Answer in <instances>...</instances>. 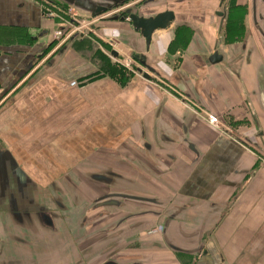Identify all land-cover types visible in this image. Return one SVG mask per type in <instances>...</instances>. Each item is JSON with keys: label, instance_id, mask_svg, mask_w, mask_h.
Returning a JSON list of instances; mask_svg holds the SVG:
<instances>
[{"label": "flooded vegetation", "instance_id": "1", "mask_svg": "<svg viewBox=\"0 0 264 264\" xmlns=\"http://www.w3.org/2000/svg\"><path fill=\"white\" fill-rule=\"evenodd\" d=\"M50 1L76 12L78 22L76 16L93 18L91 13L98 6H110L113 11L129 6L133 11L146 0ZM162 3L165 7L176 6L172 7L174 24L162 31L166 48L154 34L149 48L145 49L146 39L132 27V36L125 47L132 57L121 65L120 56L111 55L113 50L120 51L114 39L102 40V34L91 30L88 37L100 48L96 44L89 48L101 54V61L99 70L87 75L86 80L102 77L120 67L129 71L132 78L139 77L136 72L140 63L136 58L144 59L155 70L151 72L154 82L163 83L166 91L178 100L182 119H188L191 114L218 135L219 140L212 147L220 146L226 151L218 156L215 167L221 175L220 184L241 191L247 182L227 184L228 178L247 174V180L252 179L257 174L255 165L264 163V130L261 113L255 106L258 101L264 109V0H162ZM77 4L83 7L76 8ZM107 14L111 13L100 16L104 18L100 22H106ZM128 21L131 22L130 18ZM68 42L69 39L54 56ZM56 45L57 42L52 48ZM44 66L34 69L32 63L20 75L34 69L30 79L39 78ZM206 82L210 87H206ZM217 98L224 100V108L218 105ZM234 99L240 101L236 106L231 103ZM235 109L243 115L235 116ZM181 130L182 135L176 139L195 153V162L203 159L198 144L189 137L187 123L181 125ZM87 133L83 132L82 137H55L47 146L57 154L70 155L84 142L94 143L104 137L90 130ZM86 135L87 141L80 142ZM115 136L125 137L122 133ZM127 137L130 145L116 144L115 152L104 148L97 153L91 151L83 166L72 167L68 159L64 164L51 162L48 168L25 160L14 140L0 138V264H137L132 260V246L151 244L138 240L142 230H160V243L153 245L183 249L178 246L186 236L181 231L182 212L194 203L178 206L177 198L151 197L150 190L173 185L168 175L189 173L192 166L185 165L173 151L166 154L165 143L157 142L154 146L143 141V136L132 144V131ZM233 145L242 150L241 154L251 157L253 170L249 172L238 166V159L230 156L232 150H237ZM41 153L47 158L46 147L41 148ZM154 153H162L171 165H165ZM39 172L44 176H38ZM68 196L78 202L77 209L65 205ZM28 197L32 201L26 203ZM99 209L102 211L98 212ZM143 215L154 217L140 221ZM174 228L176 232L169 233L166 240V233ZM204 251L201 254L207 255V250ZM188 261L197 264L196 256H190Z\"/></svg>", "mask_w": 264, "mask_h": 264}, {"label": "crops", "instance_id": "2", "mask_svg": "<svg viewBox=\"0 0 264 264\" xmlns=\"http://www.w3.org/2000/svg\"><path fill=\"white\" fill-rule=\"evenodd\" d=\"M42 3L43 0H0V138L14 140L21 147L25 160H32L35 165L44 168L50 167L54 161L67 163L68 159L72 167L83 166V160L91 151L97 153L104 148L115 152L116 144L130 145L127 136L131 131L132 144L143 136V141L154 146L157 142L165 143L166 154L175 152L185 165L192 166V170L169 174L173 185L162 189L151 188L150 196L177 198L178 206L194 203L182 212L184 226L181 231L186 236L178 246L183 249L153 245L160 243V230H142L138 233V240L150 241L151 244L132 246V260L142 264H188L190 256H196L197 264H264V163L255 165L257 174L252 179L247 180V174H233L228 178L227 184L247 182L241 191L235 186H222L221 175L215 167L218 166V156L226 154V151L220 146L212 147L219 140L218 135L191 114L183 120L178 100L166 91L163 83L128 77L126 69L124 73L116 70L86 80L87 75L99 70L98 62L101 61V54L89 48L91 44H96L88 37L90 35L72 41L62 55L48 66L55 52L74 32L54 48H49L57 37L56 31L61 29V20L47 16ZM107 24L100 38H113L122 46L120 52L125 59L121 62L125 63L130 54L125 47L132 36V26L120 20ZM120 28L123 30L119 31ZM155 34L166 48L165 35L162 32ZM32 63L34 69L47 64L43 68L44 73L32 79L34 69L20 75V72H27ZM73 81L77 85H72ZM15 84V88L7 93ZM209 85L206 82V87ZM217 102L224 108L222 98H217ZM239 102L235 99L231 101L233 106ZM255 106L261 113L260 122L264 130V109L260 108L258 101ZM233 114L241 117L243 112L235 109ZM183 123H187L189 137L198 144L202 155L203 159L197 162L195 153L187 144L176 139V136L182 135ZM88 130L104 137L94 143L88 140L87 143L84 142L87 141L86 135L80 141L84 145L80 143V148L70 155L57 154L47 146L55 137H82L83 132L88 134ZM118 133L125 137L117 138L115 134ZM234 145L233 148L236 147ZM42 147L48 151L47 158L41 153ZM235 149L230 156L238 159V166L249 172L253 170L251 157L241 154L239 148ZM154 155L165 165H171L162 153L163 156ZM27 163L30 164L29 161ZM38 176L43 177L44 174L39 172ZM64 202L74 209L78 208V202L70 196ZM152 217L143 215L140 221ZM175 232L174 228L166 233L165 239L168 240L169 233ZM201 239L205 244L200 255L187 254L199 248ZM204 250H207V255L201 254Z\"/></svg>", "mask_w": 264, "mask_h": 264}, {"label": "water", "instance_id": "3", "mask_svg": "<svg viewBox=\"0 0 264 264\" xmlns=\"http://www.w3.org/2000/svg\"><path fill=\"white\" fill-rule=\"evenodd\" d=\"M70 2V1H69ZM175 2V0H174ZM72 4V2H70ZM86 4V3H85ZM76 8H80L83 7L82 5H75ZM119 7V6H116ZM172 7H176L175 5L173 6H169V7H165L162 3V0H146L144 3L141 4V6H138V8H136L135 10L133 9V11L131 10V7H127L124 8L122 10V12H118L116 14H113L112 16H108L107 17V21L102 23L99 22L97 24H94L93 27L95 29H99V28H106L107 26V22L110 21H118V20H128L130 18L131 20V26L134 28L133 30L136 31H140L142 36L146 39V46L145 49L149 48V44L151 42V38L153 37V35L156 32H162L164 30L169 29L175 21V14H174V10L172 9ZM87 10V9H86ZM113 8L112 7H102V6H98V8L96 10H93V12L91 13V16L93 18H98L100 16H102L105 13H109L112 12ZM136 11V12H134ZM133 12V13H132ZM63 29V28H62ZM68 29H65L64 32H67ZM102 30H98V33L101 35H103V32H101ZM91 33V29H85L83 32H74L71 37L69 38V42L70 41H75L77 38L79 37H84V35H88ZM63 36H60V39H62ZM65 44L58 52V54L56 56H54V58H52L49 64H53L54 61L62 55V53L66 50V48L68 47V45L70 43ZM56 42H52L49 46V48L53 47L54 44ZM117 43V42H116ZM118 49H122V46H119V44H115ZM121 51V50H120ZM118 50H113L112 51V56L114 58L118 57V56H124L122 54V52H120ZM144 52H146V50H144ZM128 56L132 57V54H128ZM145 58V56H144ZM138 59L140 66H138V71L136 72V74L144 81H152L154 82V76L153 74H151V72H154L155 70L150 67L144 59ZM45 66L47 67V64H45ZM44 66V67H45ZM8 158V157H5ZM10 158V157H9ZM27 182V180H26ZM37 197V201H38V196ZM40 199V198H39ZM28 200H31L29 197L28 199L26 198V203ZM34 201V200H33ZM209 236V235H208ZM207 238H210L208 237ZM203 238V236H202ZM205 242H203V240L201 239L200 244H199V248L195 251H192L190 253L187 254H199L202 247L204 246ZM110 264H114V263H110ZM137 264H142V263H137Z\"/></svg>", "mask_w": 264, "mask_h": 264}, {"label": "rangeland", "instance_id": "4", "mask_svg": "<svg viewBox=\"0 0 264 264\" xmlns=\"http://www.w3.org/2000/svg\"><path fill=\"white\" fill-rule=\"evenodd\" d=\"M127 7H129V6H124V7H122V8H119V9H116V10H114V11H112V12H109V13H111V14H107V17L108 16H112L113 14H116V13H118V12H122V10L124 9V8H127ZM70 13V15H72V16H74L75 17V14H76V12H74V11H70L69 12ZM107 17H106V19H107ZM76 18L78 19V22H73V24L72 25H70V26H65V28L64 29H62V31L60 32V36H63V40L65 39L64 37H67L70 33H73V32H83L85 29H91V30H93V31H95V33H97V34H99L98 33V30L100 29V30H103L102 28H99V29H95L94 27H93V25L94 24H97V23H99L100 21H102V20H104V18L103 17H99V18H97V19H95V18H90V17H78V16H76ZM65 24H67L66 23V21H69L70 19H69V16H66L65 17ZM105 19V20H106ZM107 21V20H106ZM124 21H126V22H129L130 24H131V22L130 21H128V20H124ZM120 22H122V20H120ZM108 25V24H107ZM65 29H68V31L67 32H64V30ZM123 29H121L120 28V30L119 31H122ZM100 35V34H99ZM60 36L58 35V38L56 39V42H57V44H59V43H61L63 40L61 39L60 40ZM103 36V35H102ZM129 57H131V56H128V58L126 59V62L125 63H127L128 61H129ZM123 59H125V56H121V57H119V62H121ZM122 63V62H121ZM121 65H123V63L121 64ZM127 71V70H126ZM44 73V70H42V73H41V75ZM127 75L126 76H128V77H130V75H129V71H127ZM7 108V107H6Z\"/></svg>", "mask_w": 264, "mask_h": 264}, {"label": "built area", "instance_id": "5", "mask_svg": "<svg viewBox=\"0 0 264 264\" xmlns=\"http://www.w3.org/2000/svg\"><path fill=\"white\" fill-rule=\"evenodd\" d=\"M42 6L44 7L45 13L47 14V16L52 17V18H57L59 20H61V25L60 27L65 28V26H70L73 24V22H76V19L74 16L70 15V10H66L65 8L61 7V6H57L56 4H54L52 1L50 0H43ZM69 16V21H66L67 24H65V17ZM64 21V22H63ZM62 30L59 28L58 31H56V36L60 35V32ZM72 85H76L77 82L73 81L71 83Z\"/></svg>", "mask_w": 264, "mask_h": 264}, {"label": "trees", "instance_id": "6", "mask_svg": "<svg viewBox=\"0 0 264 264\" xmlns=\"http://www.w3.org/2000/svg\"><path fill=\"white\" fill-rule=\"evenodd\" d=\"M117 71H119V72H121V73H124V72H125V70H124L122 67H120V69L117 70ZM92 79H95V78H91L90 80H92Z\"/></svg>", "mask_w": 264, "mask_h": 264}]
</instances>
